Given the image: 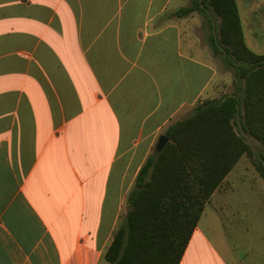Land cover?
<instances>
[{"label": "crops", "instance_id": "obj_1", "mask_svg": "<svg viewBox=\"0 0 264 264\" xmlns=\"http://www.w3.org/2000/svg\"><path fill=\"white\" fill-rule=\"evenodd\" d=\"M178 1L0 0V264H110L127 196L160 138L205 102L242 94L209 47L215 28L177 17L188 6L173 9ZM237 4L247 45L263 55L264 0ZM237 165L211 200L254 175ZM211 200L180 264H264V220L253 237L214 236L201 225L217 215Z\"/></svg>", "mask_w": 264, "mask_h": 264}, {"label": "trees", "instance_id": "obj_2", "mask_svg": "<svg viewBox=\"0 0 264 264\" xmlns=\"http://www.w3.org/2000/svg\"><path fill=\"white\" fill-rule=\"evenodd\" d=\"M192 14L215 28L209 47L243 91L169 127V143L147 159L127 196L129 211L105 254L110 264H180L208 202L244 155L264 180V54L247 45L237 0H191L176 16ZM239 124L262 145L260 158Z\"/></svg>", "mask_w": 264, "mask_h": 264}, {"label": "rangeland", "instance_id": "obj_3", "mask_svg": "<svg viewBox=\"0 0 264 264\" xmlns=\"http://www.w3.org/2000/svg\"><path fill=\"white\" fill-rule=\"evenodd\" d=\"M191 0H179L173 4V9L182 6L189 5ZM248 20V19H247ZM246 20V21H247ZM251 21V20H248ZM260 147H256L255 151L257 157L260 158ZM240 166V169H239ZM237 170H250V172H255L254 175L249 173L247 178L235 177V173L231 175L235 178L229 181L220 192L211 200L210 206L217 208V215L215 218L223 219H243L242 223H251L253 227L250 232H246V228L238 225L233 227L222 228L220 222L214 217H210V208L207 207V216L203 217L201 225L207 231H212L214 236H223L226 238L239 239L248 238V236L257 235L256 229H261L258 226L262 224L264 220V180L260 177L259 173L256 171L254 165L250 161L243 162L241 165H237L235 172ZM212 222H216L215 226H206Z\"/></svg>", "mask_w": 264, "mask_h": 264}, {"label": "water", "instance_id": "obj_4", "mask_svg": "<svg viewBox=\"0 0 264 264\" xmlns=\"http://www.w3.org/2000/svg\"><path fill=\"white\" fill-rule=\"evenodd\" d=\"M168 142H169L168 138H167L166 136H162V137L160 138V141H159L157 147H156L157 150H158V152H162L163 149H164V148L166 147V145L168 144Z\"/></svg>", "mask_w": 264, "mask_h": 264}]
</instances>
